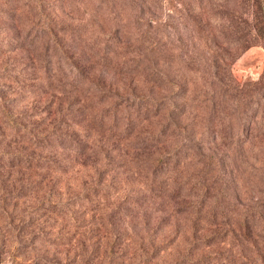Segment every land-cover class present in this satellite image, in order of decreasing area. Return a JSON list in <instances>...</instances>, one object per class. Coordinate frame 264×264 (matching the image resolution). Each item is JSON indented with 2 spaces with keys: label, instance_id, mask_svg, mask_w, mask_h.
Listing matches in <instances>:
<instances>
[{
  "label": "trees",
  "instance_id": "1",
  "mask_svg": "<svg viewBox=\"0 0 264 264\" xmlns=\"http://www.w3.org/2000/svg\"><path fill=\"white\" fill-rule=\"evenodd\" d=\"M176 2L0 0V264H264V0Z\"/></svg>",
  "mask_w": 264,
  "mask_h": 264
},
{
  "label": "rangeland",
  "instance_id": "2",
  "mask_svg": "<svg viewBox=\"0 0 264 264\" xmlns=\"http://www.w3.org/2000/svg\"><path fill=\"white\" fill-rule=\"evenodd\" d=\"M97 1L96 3H98ZM181 3L176 0H161L160 10L157 13L158 19L163 25V31H170L171 37L178 42L177 32L186 37V27L184 26L186 17L181 11ZM80 13L83 10L82 5H78ZM177 30H176V29ZM167 33V32H166ZM180 49L178 50V52ZM188 50H184V56ZM1 69V68H0ZM233 72L239 81L248 80L250 78L256 79L264 72V45H254L249 47L242 55H240L233 63ZM167 95L168 92H162ZM171 225L166 227L168 230ZM11 260L8 258L4 264H10Z\"/></svg>",
  "mask_w": 264,
  "mask_h": 264
}]
</instances>
